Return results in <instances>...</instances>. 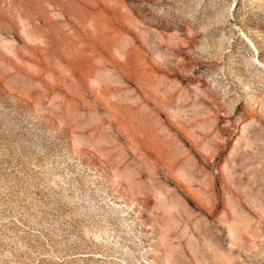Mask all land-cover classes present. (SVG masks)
Here are the masks:
<instances>
[{
    "label": "rangeland",
    "instance_id": "374dc122",
    "mask_svg": "<svg viewBox=\"0 0 264 264\" xmlns=\"http://www.w3.org/2000/svg\"><path fill=\"white\" fill-rule=\"evenodd\" d=\"M0 264H264V0H0Z\"/></svg>",
    "mask_w": 264,
    "mask_h": 264
},
{
    "label": "bare ground",
    "instance_id": "6f19581e",
    "mask_svg": "<svg viewBox=\"0 0 264 264\" xmlns=\"http://www.w3.org/2000/svg\"><path fill=\"white\" fill-rule=\"evenodd\" d=\"M259 61V60H258ZM261 62V61H260Z\"/></svg>",
    "mask_w": 264,
    "mask_h": 264
}]
</instances>
